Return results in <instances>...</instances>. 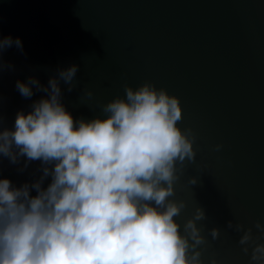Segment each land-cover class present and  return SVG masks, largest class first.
Wrapping results in <instances>:
<instances>
[{"label": "water", "instance_id": "water-1", "mask_svg": "<svg viewBox=\"0 0 264 264\" xmlns=\"http://www.w3.org/2000/svg\"><path fill=\"white\" fill-rule=\"evenodd\" d=\"M9 36L23 50L13 45L2 54L0 131L14 130L18 112L27 115L48 98L34 85L31 98L19 93L17 81L29 78L44 87L57 79L66 111L85 122L106 119L103 105L125 98V86L166 90L180 101L177 126L196 136L195 161L184 162L169 198L185 203L174 219L183 234L202 207V264H250L251 248L245 255L239 244L243 233L227 222L252 228L254 238L255 223L264 224V0H0V37ZM73 65L68 91L59 71ZM43 167L0 155V179L15 188L39 181ZM50 183L49 176L42 187Z\"/></svg>", "mask_w": 264, "mask_h": 264}, {"label": "clouds", "instance_id": "clouds-1", "mask_svg": "<svg viewBox=\"0 0 264 264\" xmlns=\"http://www.w3.org/2000/svg\"><path fill=\"white\" fill-rule=\"evenodd\" d=\"M13 45L23 50L19 38L0 37V71L2 54ZM77 71L76 65L59 71L68 91ZM29 85L48 98L34 102L27 115L18 112L14 130L0 131V155L13 164L20 157L39 160L43 176L20 188L0 179V264H202L196 249L208 242L197 222L207 218L205 210L196 208L182 234L174 218L185 203L169 199L178 171L196 158L195 134L177 126L179 99L151 83L125 86V98L103 105L106 119L85 122L66 111L57 79L48 87L34 78L17 81L25 98L33 96ZM254 227L260 233L255 238L252 228L227 222L243 233L239 244L245 255L251 248L250 264H264V243L257 242L264 224ZM209 234L220 237L217 228Z\"/></svg>", "mask_w": 264, "mask_h": 264}]
</instances>
